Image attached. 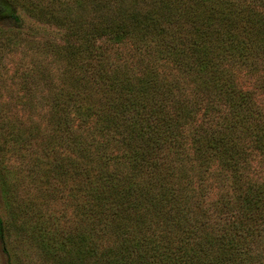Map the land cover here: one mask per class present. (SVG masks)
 Instances as JSON below:
<instances>
[{"label":"trees","instance_id":"trees-1","mask_svg":"<svg viewBox=\"0 0 264 264\" xmlns=\"http://www.w3.org/2000/svg\"><path fill=\"white\" fill-rule=\"evenodd\" d=\"M58 1L24 7L62 30L63 74L25 170L77 221L41 224L40 245L63 264H264V0Z\"/></svg>","mask_w":264,"mask_h":264},{"label":"rangeland","instance_id":"rangeland-1","mask_svg":"<svg viewBox=\"0 0 264 264\" xmlns=\"http://www.w3.org/2000/svg\"><path fill=\"white\" fill-rule=\"evenodd\" d=\"M47 1L0 0V159L13 184L9 209L0 192V215L7 229L6 247L0 240V264H63L61 258L51 257L40 245L36 228L41 224L52 226L56 220L64 225L77 221L75 208L65 206V196L49 193L43 184L45 191H40L25 170L30 152L37 151L38 139H30V132L52 129L51 99L63 76L60 61L49 51L52 43L62 41V30L32 17L24 8L35 3L42 6ZM68 2L72 5V0ZM239 70L244 84L254 86V76ZM32 207L42 209L40 220Z\"/></svg>","mask_w":264,"mask_h":264}]
</instances>
